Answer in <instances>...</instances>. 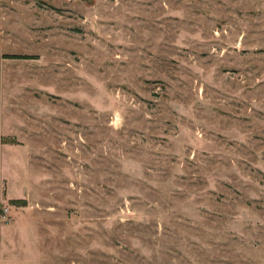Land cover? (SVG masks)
<instances>
[{"label":"rangeland","instance_id":"1","mask_svg":"<svg viewBox=\"0 0 264 264\" xmlns=\"http://www.w3.org/2000/svg\"><path fill=\"white\" fill-rule=\"evenodd\" d=\"M0 264H264V0H0Z\"/></svg>","mask_w":264,"mask_h":264}]
</instances>
